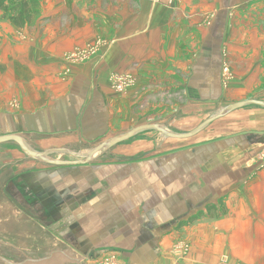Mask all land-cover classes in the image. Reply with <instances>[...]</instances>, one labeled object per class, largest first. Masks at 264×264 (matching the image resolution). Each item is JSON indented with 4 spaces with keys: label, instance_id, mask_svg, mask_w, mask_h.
<instances>
[{
    "label": "crops",
    "instance_id": "1",
    "mask_svg": "<svg viewBox=\"0 0 264 264\" xmlns=\"http://www.w3.org/2000/svg\"><path fill=\"white\" fill-rule=\"evenodd\" d=\"M34 19L0 25V136L39 151L85 154L142 123L183 131L212 105L264 100V0H43ZM118 75L135 85L118 92ZM207 130L144 137L73 168L1 144L0 188L81 264H264V109ZM0 256L25 262L2 243Z\"/></svg>",
    "mask_w": 264,
    "mask_h": 264
},
{
    "label": "water",
    "instance_id": "2",
    "mask_svg": "<svg viewBox=\"0 0 264 264\" xmlns=\"http://www.w3.org/2000/svg\"><path fill=\"white\" fill-rule=\"evenodd\" d=\"M251 107L264 109V100L249 99L230 104L188 132L175 130L163 123L141 125L107 139L85 154L68 148L39 151L30 145L24 135L17 133L0 136V145L15 143L28 159L50 166L88 165L106 155L114 147L129 142L141 134L157 132L166 139L186 140L196 137L216 121L238 110ZM61 154H68L74 160L56 158V155ZM0 191L5 202V205L0 203V243L13 246L16 254L25 255V262H4V256H0V264H81V256L72 255L67 246L61 245L58 237L37 226L38 213L29 212L17 206L16 200L10 199V195H15V193H10L7 186L1 187Z\"/></svg>",
    "mask_w": 264,
    "mask_h": 264
},
{
    "label": "rangeland",
    "instance_id": "3",
    "mask_svg": "<svg viewBox=\"0 0 264 264\" xmlns=\"http://www.w3.org/2000/svg\"><path fill=\"white\" fill-rule=\"evenodd\" d=\"M21 1L22 0H11V2H10V4H8V6L10 7L9 8V11H8V13H6V12H4L3 10H0V25L3 23H9L11 26H13V24H12V22L9 20V13H18L19 11H20V9H21ZM42 2H43V0H41V4L39 3V10L41 11L42 10ZM36 21V19H33L31 22H30V24H28L27 26H31L34 22ZM14 27V26H13ZM26 27V26H25ZM101 43H98V45H97V47L100 45ZM94 48V47H93ZM96 48V47H95ZM94 48V49H95ZM94 49H93V51H91L92 53L94 52ZM90 52V53H91ZM89 53V54H90ZM80 54V56H77L76 57V60L78 59V57H79V59L81 60L82 58H84L85 57V53L84 52H80L79 53ZM226 63V62H225ZM225 67H226V69H225V78L224 79H234L235 78V76H234V74H233V72H232V69H231V66L228 64V63H226V65H225ZM118 76H121V75H118ZM113 81H115V83H116V81L118 80V79H112ZM115 85V84H114ZM116 89V88H115ZM118 91V90H117ZM118 92H120V91H118ZM120 93H123V92H120ZM176 98H177V96H176ZM164 99H167V98H164ZM173 103V102H172ZM226 106H228V105H224V104H221V105H216V106H213L212 105V108L210 107V109H209V111H208V114L209 115H207V114H200V113H193V115H191V117L190 118H188L187 119V121H189V122H185V121H182V123L181 124H177L178 126H180L181 128H182V130H183V132H188V131H191V130H193V129H195L198 125H200L203 121H204V119H207L208 118V116L210 117L211 115H213V114H216L217 112H219V111H221L224 107H226ZM150 123H160V122H150ZM150 123H142L141 125H145V124H150ZM141 125H139V126H141ZM178 126H176V127H178ZM210 127V126H209ZM208 127V128H209ZM136 128V127H135ZM175 128V127H174ZM207 128V129H208ZM206 129V130H207ZM206 130H204L203 132H204V134L205 133H208V132H206ZM207 131H209V130H207ZM202 132V133H203ZM147 133H149V134H146V135H144V134H141L140 136H138L137 138H135V139H133V140H131V141H129V142H137L139 139H141L142 140V138H144V137H156V138H158V137H163V136H161L160 134H158L157 132H147ZM119 133H117L116 135H118ZM201 134V133H200ZM164 138V137H163ZM102 141L104 140L103 138L101 139ZM107 140V139H106ZM105 140V141H106ZM103 143V142H102ZM126 143H128V142H126ZM17 145V144H16ZM121 145V144H120ZM119 147V146H118ZM116 147H114L113 149H115ZM112 151V150H111ZM110 151V152H111ZM108 154V153H107ZM110 155V154H109ZM261 156H262V159L264 160V152L261 154ZM56 158H60V159H63V160H74V158L73 157H71L70 155H68V154H61V155H56ZM104 159V158H103ZM264 163V162H263ZM67 167H70V166H67ZM67 167H63V168H67ZM73 167H75V166H71L70 168H73ZM261 167H264V164H262L261 165ZM190 250H191V245L189 244V243H183V244H181L179 247H178V253L179 254H182L181 256H187V254L190 252ZM106 264H111V262H109V263H106Z\"/></svg>",
    "mask_w": 264,
    "mask_h": 264
},
{
    "label": "trees",
    "instance_id": "4",
    "mask_svg": "<svg viewBox=\"0 0 264 264\" xmlns=\"http://www.w3.org/2000/svg\"><path fill=\"white\" fill-rule=\"evenodd\" d=\"M11 0H0V10L8 13ZM39 3L41 0H22L21 9L18 13H9V20L13 26L22 29L40 14Z\"/></svg>",
    "mask_w": 264,
    "mask_h": 264
},
{
    "label": "built area",
    "instance_id": "5",
    "mask_svg": "<svg viewBox=\"0 0 264 264\" xmlns=\"http://www.w3.org/2000/svg\"><path fill=\"white\" fill-rule=\"evenodd\" d=\"M151 1L153 3H156V4H162V5L169 7V8H174L179 0H151ZM77 56H80V54L77 53L73 59H76ZM78 59H79V57H78ZM113 79H118L116 81V83H115V81H113V82L115 84L114 86H115L116 90H118L120 92H125V91L129 90L136 83L135 79H133L130 76H116Z\"/></svg>",
    "mask_w": 264,
    "mask_h": 264
}]
</instances>
